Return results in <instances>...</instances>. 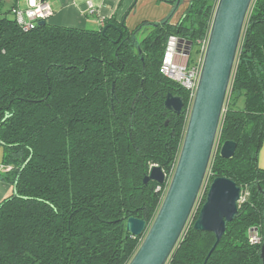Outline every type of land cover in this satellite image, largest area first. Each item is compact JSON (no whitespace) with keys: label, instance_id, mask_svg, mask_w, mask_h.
I'll return each mask as SVG.
<instances>
[{"label":"trees","instance_id":"trees-1","mask_svg":"<svg viewBox=\"0 0 264 264\" xmlns=\"http://www.w3.org/2000/svg\"><path fill=\"white\" fill-rule=\"evenodd\" d=\"M16 1L4 11L0 0V146L14 187L0 203V264H128L144 237L127 231V221L150 227L157 215L192 105L190 92L161 65L172 37L193 43L191 57L199 54L219 0H187L175 21L186 0H172L167 18L133 29L113 16L97 29L45 19L28 31L13 15ZM168 93L183 99L180 114L165 107ZM227 140L237 143L233 158L220 155ZM263 142L264 0H254L205 197L166 264H205L216 237L194 223L220 176L249 195L206 264H264ZM153 165L166 173L164 184L143 182ZM252 226L260 229L259 244L249 241Z\"/></svg>","mask_w":264,"mask_h":264},{"label":"water","instance_id":"water-1","mask_svg":"<svg viewBox=\"0 0 264 264\" xmlns=\"http://www.w3.org/2000/svg\"><path fill=\"white\" fill-rule=\"evenodd\" d=\"M253 3L254 0H219L217 3L181 151L161 207L150 227L140 218L131 217L127 221V231L134 236L146 233L128 264H166L189 223L211 163L244 25ZM45 23V20L39 22ZM109 26H105L102 33ZM176 39L183 41L172 37V40ZM187 42L190 52L193 43ZM111 92L114 93V85ZM183 106L180 96L166 95L168 110L180 114ZM236 147L235 141L227 140L220 155L233 158ZM149 181L160 185L166 182V173L161 166L150 168L143 179L145 184ZM241 193L242 188L228 177H216L210 183L206 200L194 223L196 230L215 234L216 241L207 259L222 239L227 224L238 215ZM261 251L264 258V243Z\"/></svg>","mask_w":264,"mask_h":264},{"label":"crops","instance_id":"crops-1","mask_svg":"<svg viewBox=\"0 0 264 264\" xmlns=\"http://www.w3.org/2000/svg\"><path fill=\"white\" fill-rule=\"evenodd\" d=\"M11 4L15 0H10ZM51 4L54 13L48 20L55 25L83 29H97L98 17L105 20L115 16L118 21L125 20L129 29L135 28L143 21H161L173 10L172 0H44ZM6 0H4V3ZM29 0H17L16 6L25 7ZM187 0L174 13L172 21L182 12ZM15 6V7H16ZM9 7V8H10ZM94 9V14L90 9ZM4 150L0 146V203L13 192V185L7 181L6 174L10 170L3 162ZM258 164L264 169V142L258 155Z\"/></svg>","mask_w":264,"mask_h":264},{"label":"built area","instance_id":"built-area-1","mask_svg":"<svg viewBox=\"0 0 264 264\" xmlns=\"http://www.w3.org/2000/svg\"><path fill=\"white\" fill-rule=\"evenodd\" d=\"M12 12L17 23L24 30L28 31L33 29L39 21L51 17L54 10L47 1L29 0L27 6H16L13 8ZM90 12L94 14L95 11L91 8ZM97 22L100 27L105 25V19L102 17H98ZM207 43L208 39L200 43V52L193 58L191 57V50L189 52V45L186 40H172L167 51L166 59L161 65L160 71L165 76L178 82L190 92L191 103L194 100L198 88ZM168 56H174L177 59L171 60ZM248 195L249 193L247 190H242L239 205L246 200ZM248 237L251 244L255 245L261 243L262 237L259 227H250L248 230Z\"/></svg>","mask_w":264,"mask_h":264},{"label":"rangeland","instance_id":"rangeland-1","mask_svg":"<svg viewBox=\"0 0 264 264\" xmlns=\"http://www.w3.org/2000/svg\"><path fill=\"white\" fill-rule=\"evenodd\" d=\"M10 4H11V1H10V0H6V2L4 3V6H3V10H4V11L8 10V8L10 7ZM193 55H194V53H193ZM168 58L171 59V60H175V59H177V58L174 57V56H168ZM214 148H215V147H214ZM213 151H214V150H213ZM210 174H211V173H210ZM210 174L208 175V171H207V175H206V177H205V180H204V183H203L202 189H201V191H200L199 197H198L197 202H196V204H195V207H194V209H193V211H192L191 217H190V219H189V221H188L189 223H190V221L193 219V216L195 215V212H196L197 207L199 206V203L202 201L203 197H205L204 194H205V191H206L207 181H208V178L210 177ZM245 193H246V192H245ZM243 195H245V194H243ZM189 223H188V224H189ZM145 234H146V233L143 234V237H145Z\"/></svg>","mask_w":264,"mask_h":264}]
</instances>
